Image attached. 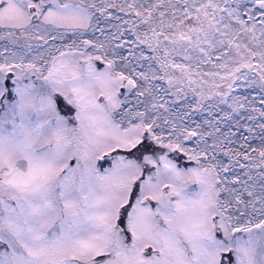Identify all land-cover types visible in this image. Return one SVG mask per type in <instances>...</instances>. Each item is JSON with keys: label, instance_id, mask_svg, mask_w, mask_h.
I'll return each instance as SVG.
<instances>
[{"label": "snow or ice", "instance_id": "obj_1", "mask_svg": "<svg viewBox=\"0 0 264 264\" xmlns=\"http://www.w3.org/2000/svg\"><path fill=\"white\" fill-rule=\"evenodd\" d=\"M0 264H264V0H0Z\"/></svg>", "mask_w": 264, "mask_h": 264}]
</instances>
